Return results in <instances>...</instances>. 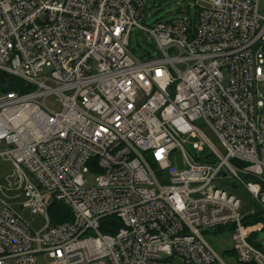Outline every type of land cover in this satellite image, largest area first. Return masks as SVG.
<instances>
[{"label":"built area","instance_id":"2783aa9c","mask_svg":"<svg viewBox=\"0 0 264 264\" xmlns=\"http://www.w3.org/2000/svg\"><path fill=\"white\" fill-rule=\"evenodd\" d=\"M195 8L148 27L144 0H0V72L26 88L0 92V158L46 220L35 232L2 200L0 264H227L213 230L238 264H264V0ZM134 29L154 55H136ZM53 202L73 220L53 225Z\"/></svg>","mask_w":264,"mask_h":264},{"label":"rangeland","instance_id":"374dc122","mask_svg":"<svg viewBox=\"0 0 264 264\" xmlns=\"http://www.w3.org/2000/svg\"><path fill=\"white\" fill-rule=\"evenodd\" d=\"M147 5V15L144 22V16L140 22L146 26H153L157 22H172L181 19L196 18V2L197 0H144ZM201 4V3H200ZM131 48L135 51L138 57H143L144 53L154 55V41L148 33H141L136 29L133 30L131 40ZM260 89L264 90V84L260 85ZM209 142L220 148V145L213 133L205 130ZM187 151L194 157L204 158L208 157L211 152L207 146L202 154H198L193 148V141L187 145ZM171 167L176 171L182 172L186 169L185 156L181 154H174L171 160ZM166 180H169V173H165ZM94 186V178L90 179L88 187ZM7 188H11L7 191ZM227 192L236 194L244 204V211H249L252 208V201L249 194L243 189L236 186L232 181H227L225 187ZM22 193L19 188L18 176L14 174V168L8 161L0 158V207L2 200L6 199L12 206H14L19 216L24 222L31 227L35 232L41 231L45 225L46 220L40 214L31 213L30 209H21L19 204L22 198L18 197ZM249 223L253 221H248ZM208 243L223 257L227 264H238L237 257L233 250L232 234L230 232H220L213 230L206 234ZM231 252V253H229ZM51 259L48 255L41 254L37 257V264H51ZM176 264H183L180 260Z\"/></svg>","mask_w":264,"mask_h":264},{"label":"trees","instance_id":"16d2710c","mask_svg":"<svg viewBox=\"0 0 264 264\" xmlns=\"http://www.w3.org/2000/svg\"><path fill=\"white\" fill-rule=\"evenodd\" d=\"M0 92L24 93L26 92V88L24 87L23 82L19 79L6 73L0 72ZM248 179H250V177H248ZM49 215L53 225L63 224L66 222H71L73 220L71 210L64 204L58 202L52 203L49 209Z\"/></svg>","mask_w":264,"mask_h":264},{"label":"bare ground","instance_id":"6f19581e","mask_svg":"<svg viewBox=\"0 0 264 264\" xmlns=\"http://www.w3.org/2000/svg\"><path fill=\"white\" fill-rule=\"evenodd\" d=\"M229 253H231V252H229Z\"/></svg>","mask_w":264,"mask_h":264}]
</instances>
